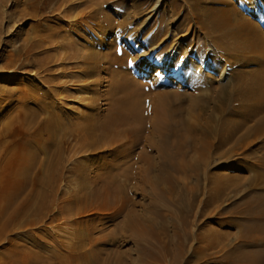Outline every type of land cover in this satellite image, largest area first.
I'll list each match as a JSON object with an SVG mask.
<instances>
[{"label":"rangeland","instance_id":"1","mask_svg":"<svg viewBox=\"0 0 264 264\" xmlns=\"http://www.w3.org/2000/svg\"><path fill=\"white\" fill-rule=\"evenodd\" d=\"M94 1L0 0V86L3 90H15L5 109L2 107L5 98L0 95V117L18 108L20 96L26 95L28 84L38 87L40 92L45 91L51 81L80 88L78 81L59 75L64 66L59 64L57 54H52L47 64L41 61L39 67L36 60L31 64L25 60L27 55L30 59L40 56L41 49L47 45L52 47L58 40L66 42L69 39L66 34L76 37L79 45H96L94 47L101 52L107 51V43L115 37L121 42L122 56L133 63H126L130 75L143 82L148 80L147 83L155 79L177 90L184 105L189 97L204 99L219 86L228 89L235 69L246 72L251 68L248 61L240 64L233 61L231 54L222 55L214 50L209 53L206 39L195 40L201 33L191 18L185 21V29L175 30L178 20L201 9L198 0H106L103 10L97 8ZM229 2L264 28V0ZM212 3L214 0H207L206 6ZM91 12L95 13L92 18ZM159 17L163 19L157 25L153 20ZM88 18L91 19L89 25L86 23L89 28L91 26L90 34L87 37L77 35ZM104 18L111 21L110 26L106 20L102 23ZM122 20H126L127 26L117 31L116 25ZM60 23L65 26L66 38L62 34L52 36L49 39L52 44L43 43L28 51L27 46L22 48L21 39L32 35L35 27L56 29ZM148 28L159 29L167 41L165 49L154 56L149 50L158 40L148 46L142 43V39L151 34ZM104 32L105 45L98 47L96 41ZM193 46L200 48V56L188 53ZM57 50L74 51L68 46ZM164 59L166 65L162 66ZM185 59L189 65L186 69L183 67ZM107 60L106 55L105 65ZM75 67L73 70L81 69ZM108 67L111 70L113 65L109 63ZM57 74L59 76L54 77ZM100 75L97 80L88 78L94 82L87 90L78 93L70 90L73 96L66 91L58 92L53 95V101L63 110L73 108L78 116L81 111H91L88 105L96 96L93 90H105V99H97L93 109L106 112L112 98L120 95L112 89L120 73L101 72ZM191 75L201 80L198 89L189 88L187 80ZM141 91L152 93L147 86ZM27 95L34 96L32 92ZM223 107H227L224 102ZM188 114L185 112V117ZM226 115L230 120L238 119L231 113ZM191 117L190 114L187 119L192 120ZM252 123L247 120L242 128L232 131L231 137L223 141L216 135L211 142L201 139L196 146L187 143L183 154L171 146L168 164H165L158 142L145 146L148 143L145 136L151 129L149 125L143 128L136 141L124 137L121 142L97 150L76 146L74 152L67 151L70 143L74 144V140L69 139L61 146L63 167L73 162L79 163L80 169L70 172L65 168L55 191L49 193L48 199H52L49 207H40V213H19L18 222L9 223L5 229L0 226V264H264V232L244 227V222H252L247 217L248 206L264 204V163L261 159L264 130L260 136L247 131L245 127ZM225 126L230 125L226 122L221 125ZM40 132L39 135L46 138L47 134ZM240 135L242 139L238 141ZM146 154L151 158L149 167ZM104 155L105 171L101 165L94 164ZM16 161L14 158L12 165ZM8 172L15 173L11 165ZM102 178L113 179L112 187L93 195L92 192L99 189L94 180L99 182ZM27 196L25 191L19 192L13 205L19 209H24L28 202L36 205L30 201L32 196ZM66 206L71 210L64 211ZM131 218L138 222L133 232L127 225ZM140 229L150 235L138 234Z\"/></svg>","mask_w":264,"mask_h":264},{"label":"bare ground","instance_id":"2","mask_svg":"<svg viewBox=\"0 0 264 264\" xmlns=\"http://www.w3.org/2000/svg\"><path fill=\"white\" fill-rule=\"evenodd\" d=\"M198 1L201 9L191 12L190 16L181 17L182 19L175 24V30L185 29V21L191 18L201 33L195 36V40H200L202 37L206 39L209 53L214 50L222 53V55L231 54L233 61L239 62L238 64L248 61L251 68L246 72L235 69L231 73L232 81L230 83L232 85L228 89L224 85L219 86L213 94L204 99L196 96L189 97L185 105L183 101H180L182 96L177 90H171L156 82L155 79V81L147 83L148 80L143 82L133 77L134 75H130L127 71L129 66L126 68V63L131 65L133 63L127 60V57L122 56L121 42L116 41L115 37L107 43L106 52L99 51L94 47L96 45L89 43L80 44V46L72 34H66L69 38L66 42L62 39L53 45L52 39L49 40L52 36L62 34L61 36L66 38L65 33H63L65 26L60 23L56 29L35 27L32 35H27L21 39V43L24 44L22 48L27 46L26 51L42 46L43 43L45 45L52 44V47L47 45L41 49L39 51L40 56L30 59L27 55L25 60L30 64L36 63V60L38 66L41 61L47 64L52 59L51 55L57 54L56 57L60 59L59 64L64 66L59 75L68 76L71 81H78L80 88L64 86L59 81H51L47 89L40 92L38 87L28 84L25 86L26 95L20 96L22 100L20 99L18 108L14 112L4 113L0 117V226L5 229L9 223L18 222L19 213H40V207L44 208L51 205L52 199H48L49 195L55 191L57 183L63 178L62 174L67 167V165L63 167L61 146L69 139H73L74 144L71 145L70 143L67 151L74 152L77 149L76 146H87L91 150H97L105 148V145L112 146L118 141L121 142L124 137H132L136 141L143 128L149 125L151 129L145 136V140L148 142L145 146L150 147L158 142L165 164H168L172 153L169 150L171 146L175 147L178 153L183 154V147L187 143L196 146L201 139L211 142L216 135L221 141L224 138L229 139L232 131L242 128L247 120L253 122L245 127L247 131H252L254 135L262 134L264 130V28L259 27L246 15L238 12L236 6L229 0H214V3L207 6V0ZM94 2L97 4V8L102 10L106 5V0H101L99 3ZM93 14L91 12V17H89L92 18ZM162 19L159 17L153 22L160 25ZM90 20L89 18L86 19L84 26H81L76 32L77 35L87 37L90 34L91 26L89 28L86 24L89 22V25ZM109 21L104 18L102 23L106 22L109 25ZM99 22L101 23V20ZM115 22L117 23V21ZM116 26L118 27L117 31H123L127 22L122 20ZM149 29L151 30V28ZM152 30L151 34H145L147 36L142 39V43L144 46H148L158 40L157 44L154 45L155 47L149 50L154 56L155 53L165 49L167 41L159 29ZM112 34L115 33L112 32ZM33 37H38V39L32 40ZM100 40L104 42L101 43ZM96 42L98 47L102 44L105 45V32L104 36H101ZM190 43L192 42L190 41ZM65 46L73 48L74 51L57 52V49ZM196 47L193 46L188 53L200 56L202 52L199 47ZM51 49L55 53H50ZM106 55L108 60L105 65ZM109 63L113 65L111 70L108 67ZM165 65L166 59L162 63V66ZM187 65L188 62L185 59L183 67L186 69ZM74 67L81 69L73 70ZM101 72L109 75L120 73L119 76L117 75V84L114 87L111 86L120 95L112 98L110 107L106 112L93 109L97 99H105V90L103 92L93 90L92 93L96 96L91 102L92 104L88 105L90 109L92 108L91 111H81L78 116L73 108L67 107L68 109L63 110L60 104L53 101V95L58 92L66 91L69 96H73L74 93L70 90H74L75 93L81 92L82 89L87 90L94 82L93 79L88 80V78L97 80L102 76L100 75ZM183 73H186L185 70ZM187 82L189 88L193 90L198 89L201 85V80L192 75L188 77ZM144 86L152 90V93L149 95L143 93L141 89H144ZM14 91L12 88L3 90L0 86V95L5 98L2 104L4 109L10 105ZM29 92H32L34 96L27 95ZM36 92L38 95H35ZM142 94L145 95L140 100ZM144 102L146 104L143 105ZM223 102L227 106L226 109L223 107ZM76 109L78 110V108ZM185 112L190 113L193 119L191 117L192 120H188L187 117L189 118L190 114L185 117ZM225 113H231L238 119L230 120L227 115L225 116ZM225 122L230 125L228 128L226 126L221 127ZM13 125L18 128L16 131ZM219 129H223L224 132H217ZM40 131L47 134L46 138L39 135ZM241 139L242 135L238 137V141ZM147 155L145 156L149 167L151 158ZM14 158L17 161L12 165ZM261 159L264 163V153L261 155ZM94 164L101 165L105 171V155ZM9 165L12 166L15 173L8 172ZM79 169V163L72 162L67 167L70 172H76ZM31 174L33 176H30ZM111 182L113 179L105 180L102 178L99 182L95 179L93 183L98 184L99 189L93 191L92 194L96 195L98 192L109 189ZM22 191L27 193V198L32 196L30 201L35 202L36 205L31 206L28 202L24 209L15 207L13 202L19 192ZM70 210L69 206L64 208V211ZM247 211V217L252 222H244V227L248 230L264 232V204L248 206ZM137 223L132 218L128 221L127 225L130 231L137 230L135 228ZM140 231L141 229L138 230V234L150 235L148 232H144L145 230L143 233Z\"/></svg>","mask_w":264,"mask_h":264}]
</instances>
